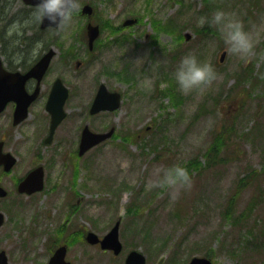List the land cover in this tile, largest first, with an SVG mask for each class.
Wrapping results in <instances>:
<instances>
[{"label":"rangeland","instance_id":"374dc122","mask_svg":"<svg viewBox=\"0 0 264 264\" xmlns=\"http://www.w3.org/2000/svg\"><path fill=\"white\" fill-rule=\"evenodd\" d=\"M79 3L66 30L41 34L44 44L57 52L46 86L61 78L70 89L67 118L53 142L45 145L49 125L40 110L42 127L36 133L25 128L18 165L9 175L0 171V186L8 191L0 198V211L7 216L0 247L12 264H47L58 244L73 241L66 256L72 264H125L132 250L142 252L147 264H188L210 248L215 264H264V0ZM85 4L94 8L92 23L101 27L92 53L87 47L88 17L81 15ZM218 8L235 13L252 34L255 43L247 58L227 51L214 25L197 23ZM33 9L22 0L3 1V54H11L19 38L25 41L21 49L27 50L26 39L40 24ZM130 18L138 23L122 29ZM189 51L212 63L218 76L211 85L184 93L173 73ZM27 52L20 63L31 66L39 48ZM76 62L84 64L77 68ZM101 83L121 92L124 101L118 111L92 117L89 109ZM85 125L94 132L115 127L116 133L80 158ZM225 129L226 161L209 166L205 153L213 134ZM196 160L203 168L193 169L191 188L155 183L158 169L176 163L188 168ZM38 165L45 168L44 191L18 194V180ZM251 172L258 180L245 184L238 206L239 211L248 210L249 220L233 226L222 212L236 181ZM118 220L124 247L118 256L89 245L84 233L75 234L93 231L103 237Z\"/></svg>","mask_w":264,"mask_h":264},{"label":"water","instance_id":"95a60500","mask_svg":"<svg viewBox=\"0 0 264 264\" xmlns=\"http://www.w3.org/2000/svg\"><path fill=\"white\" fill-rule=\"evenodd\" d=\"M28 5H34L38 0H24ZM1 4V0H0ZM83 15L91 16L93 14V9L90 6H85L82 11ZM137 22L136 19L127 20L124 26H131ZM47 19L41 23V28L46 29L51 27L48 25ZM100 35L99 26H93L89 24L88 26V36L90 49L94 47V42ZM55 55V51L51 50L47 55H45L27 74L22 75L21 73L11 74L4 70L2 61L0 59V112L4 107V102L1 103L2 94H6L7 89L12 80L19 84V107L16 112V116L20 117V121L27 117L28 106L34 101L39 95V88L33 95H28L25 90V83L28 79L34 77L41 82L44 74L46 73L51 59ZM225 58V53L222 54L221 61ZM68 98V90L63 85L62 81L58 79L53 87L50 99L47 105L48 111L52 115L51 124V134L46 140V143H51L54 132L60 123L65 119L66 112L64 106ZM122 105V95L119 92H111L105 84H101L94 102L91 106L90 113L98 114L104 111H116L120 109ZM115 132V128H112L106 133H96L93 132L89 126H86L82 132L81 143L79 147V155L83 156L86 152L94 148L95 146L101 144L102 142L112 138ZM17 159L10 153L5 154L3 152V143L0 142V167L4 166L6 172L11 171V169L16 164ZM44 188V169L42 167L32 171L20 184L18 190L20 193L33 194L37 191H41ZM7 192L3 188H0V197H6ZM4 223V215L0 213V227ZM119 227L120 222L110 231V233L100 241L99 237L95 233H89L87 236V241L91 244L101 243L103 249L113 250L116 255L120 254L123 246L119 239ZM66 248H60L55 255L52 257L49 264H70L65 262ZM6 263V257L3 253L0 257V263ZM125 264H146V257L134 250L126 258ZM189 264H213L212 260L205 257H194Z\"/></svg>","mask_w":264,"mask_h":264},{"label":"clouds","instance_id":"9594fccd","mask_svg":"<svg viewBox=\"0 0 264 264\" xmlns=\"http://www.w3.org/2000/svg\"><path fill=\"white\" fill-rule=\"evenodd\" d=\"M79 8V0H38L33 9V16L41 23L47 19L48 25L58 32H63L72 24ZM197 23L214 25L220 32L226 50L241 58H247L254 47L252 34L246 30L244 21L235 13L218 8L211 18L202 15ZM173 75L178 88L188 93L193 89L211 85L217 79L218 73L212 63L201 61L194 52L189 51L180 58ZM158 171L160 175L155 183L160 186L177 190L192 186L191 173L183 164L176 163Z\"/></svg>","mask_w":264,"mask_h":264},{"label":"flooded vegetation","instance_id":"af4514ba","mask_svg":"<svg viewBox=\"0 0 264 264\" xmlns=\"http://www.w3.org/2000/svg\"><path fill=\"white\" fill-rule=\"evenodd\" d=\"M49 30L53 29H47V30H33L29 36L28 42L30 43L27 45V51L28 48L31 47V49L38 47L39 48V54L38 56H34L33 58V63L32 66L39 60L41 59L44 55H46L52 47L47 46L44 44L45 42L43 41L42 35ZM17 40H20L21 42L23 41V38H19ZM21 42L18 46H15L14 51L10 54L9 52H6L3 54V59H4V67L6 71L10 73H16V72H22L26 73L28 72L30 68L25 69L23 67V63H20L19 57H24L23 49H21ZM87 47H88V36H87ZM41 51V53H40ZM30 53V52H27ZM20 57V58H21ZM83 62H76V67L79 68L82 65ZM84 64V63H83ZM50 69H48L46 75L44 76V79L41 83L40 86V95L36 101H34L29 109H28V115L26 119L20 121V117H16V111L18 108V101L13 99L17 94H19V86L11 82L6 94H2L3 98H6V103L3 108V110L0 112V142H3L4 144V151L5 152H10L13 155H16L18 150H20L21 147L24 145L25 141V128L28 129V131H31V133H36L38 130L41 129V120H40V110H42L43 118L45 120V124L47 126L51 123V116L46 110V105L47 101L49 98V95L51 93V90L53 88V85L57 78H55L48 86H46V80L49 75ZM38 86V82L36 79H29L26 83V90L28 93L32 94L35 92L36 88ZM38 110V112L34 113V111ZM41 108V109H40ZM29 121H31L29 123ZM44 124V123H43ZM48 133H49V128H48ZM48 136V134H47ZM46 136V137H47ZM46 137L43 139L42 144H44V140ZM80 141V140H79ZM79 145V144H78ZM34 168V167H33ZM32 168V169H33ZM3 228V227H2ZM0 229V231L2 230ZM99 246V245H96ZM2 251H5L3 248L0 247V253ZM7 253V252H6ZM8 256V254H7ZM9 263L12 264V262L9 259ZM21 264H31V263H21ZM48 264V263H47Z\"/></svg>","mask_w":264,"mask_h":264},{"label":"trees","instance_id":"16d2710c","mask_svg":"<svg viewBox=\"0 0 264 264\" xmlns=\"http://www.w3.org/2000/svg\"><path fill=\"white\" fill-rule=\"evenodd\" d=\"M112 28V27H111ZM228 132V129H225L221 134H213V142L208 149V151L205 153V157L207 158V161H209V166H218L219 164H222L226 161V157L222 156V153L225 149L224 146L226 145L227 141V135L225 134ZM227 149V148H226ZM202 163L198 160L193 161L190 165H188V170L192 174V172L195 170H198V172L202 169ZM256 172L252 174V172L249 174V176L242 178H239L236 181V184L234 185V189L231 198H229L228 202L226 203V207L222 212V218H224L227 221H230L233 226H237L242 224L244 220H249V213L248 210L246 211H239V201L241 199L242 194L244 193L246 189V183L253 182L254 180H258V176H256ZM231 189V190H232ZM260 197L262 198V201L264 202V194L261 193ZM259 202V198L257 200ZM206 257H209L213 259L215 256V252L212 248L209 249V251L205 254Z\"/></svg>","mask_w":264,"mask_h":264}]
</instances>
